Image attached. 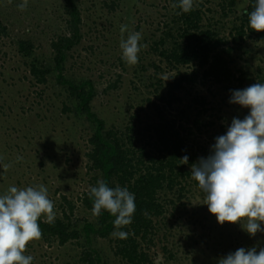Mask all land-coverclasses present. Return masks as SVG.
<instances>
[{
    "label": "rangeland",
    "instance_id": "1",
    "mask_svg": "<svg viewBox=\"0 0 264 264\" xmlns=\"http://www.w3.org/2000/svg\"><path fill=\"white\" fill-rule=\"evenodd\" d=\"M113 1L115 9L111 7ZM22 2L0 0V21L8 28L6 35L0 31V157L4 164H11L6 171L0 166V195L13 186L22 189L42 184L54 202L56 218L63 216V196H66L75 202L73 219L92 220L95 216L78 200L91 187L92 173L88 172L85 157L91 128L86 122L74 120L72 114L62 112L65 97H58L52 82L47 87L32 85L33 79L14 44L18 37L25 36L35 43L37 54L49 59L51 40L65 30L63 4L61 0H28L26 10L21 11L17 5ZM198 3L204 4L205 22L229 39L234 21L247 5L242 0L235 13L225 10L224 15L220 0ZM77 4L84 35L68 60L66 74L91 80L98 92L93 102L94 112L108 127L122 130L134 113L131 105L143 104L153 96L157 80L167 82L174 74L153 49L164 29V15L171 14V6L168 0H146L145 3L137 0L133 7H128L130 0H77ZM121 25L142 34L139 43L146 47L138 54L136 65L127 64L122 57ZM127 35L125 32V39ZM235 68L247 72L243 88L260 83V79L264 83V43H250L244 50L238 49ZM208 86L195 87L187 99L206 95L218 104L217 110L202 117L204 124L212 119L216 125L205 127L194 136L211 151L215 138L223 135L220 127L228 129L234 117L242 120L250 109L230 103L232 93L224 95L219 88L214 90L218 94L212 97ZM197 110L193 109V113ZM17 157L22 159L18 161ZM189 192L187 199L179 201L174 197L179 205L175 216L167 214L160 219L162 239L151 247L155 264H218L221 257L241 247H255L257 252L264 248V232L251 236L242 227L244 220L240 224H219L204 204L206 194L199 186H191ZM261 227L264 228V222ZM95 242L107 264H123L114 256L108 240ZM164 248L176 258L171 259ZM81 250L76 241L61 246L40 239L30 241L24 255L34 258L32 264H77Z\"/></svg>",
    "mask_w": 264,
    "mask_h": 264
},
{
    "label": "trees",
    "instance_id": "2",
    "mask_svg": "<svg viewBox=\"0 0 264 264\" xmlns=\"http://www.w3.org/2000/svg\"><path fill=\"white\" fill-rule=\"evenodd\" d=\"M61 1L65 30L51 40V57L47 59L37 54L35 43L25 36L14 42L17 53L33 79L32 85L47 87L52 82L58 97H65L62 112L89 124L91 134L85 157L88 172L92 173L91 187H98V181L106 182L110 188L126 187L135 194L136 212L132 224L120 229L129 233L127 239H119L111 235L116 230L115 217L107 210L102 209L101 215L92 220L73 219L75 202L63 196V216L55 218L52 224L46 223L43 217L38 220L41 239L61 246L76 241L82 249L77 264H107L96 245L98 239L108 240L114 256L123 264H155L151 247L162 239L160 219L167 214L175 216L179 205L174 197L179 201L187 199L191 186H198L191 166L211 154L208 146L201 145L194 136L202 133L203 128L216 125V120L212 119L204 124L202 117L217 110L218 104L206 95L191 99H187V95H192L195 87L208 84L212 97L218 94L214 91L218 88L224 95L244 89L247 72L235 68V52L244 50L250 43H264V32L249 26V14L256 0H243L247 5L234 21L230 39L205 22L204 4H199L200 0H194V9L189 13L173 6L179 5L180 0H168L171 14L164 15V29L153 49L174 74L167 82L157 80L156 85L153 84V96L143 104L131 105L134 113L122 130L108 127L94 112L93 102L98 94L94 83L66 74L68 60L84 34L77 0ZM241 1L220 0L224 15L225 10L235 13ZM130 2L128 7L137 5V0ZM111 7L115 9L116 2L113 1ZM0 31L8 34V28L1 21ZM259 82L262 83V79ZM225 99L223 96L222 102ZM193 109H198L195 114ZM220 128L223 135L226 134V127ZM185 155L188 163L181 164L180 159ZM90 189L78 200L93 215L94 198L89 194ZM164 251L169 252L166 248ZM169 257L175 259L176 255L169 252Z\"/></svg>",
    "mask_w": 264,
    "mask_h": 264
},
{
    "label": "clouds",
    "instance_id": "3",
    "mask_svg": "<svg viewBox=\"0 0 264 264\" xmlns=\"http://www.w3.org/2000/svg\"><path fill=\"white\" fill-rule=\"evenodd\" d=\"M28 0L17 7L23 11ZM184 13L194 9V0H180ZM249 26L257 32H264V0H256L255 8L249 14ZM122 57L129 65L139 62L138 54L146 45L140 44L142 34L130 31L128 25H121ZM128 32L127 38L124 33ZM249 108L244 119L233 118L226 134L215 138L211 154L199 158L191 166V174L205 193V203L217 222L236 224L244 220L243 229L255 236L264 232V83H255L242 90H232L229 101ZM22 157H17L21 160ZM181 164L188 163L183 156ZM0 166L6 171L11 164ZM94 198L93 215L99 217L101 210H107L115 217L111 235L127 239L129 233L120 229L133 222L136 212L135 194L126 187L110 188L106 182L98 181V187H91ZM44 216L45 222L55 221L54 202L48 198L44 185L18 189L10 187L0 195V264H32L33 257L24 255L30 241L40 240L42 230L38 220ZM218 264H264V248L257 252L255 247L237 249L218 260Z\"/></svg>",
    "mask_w": 264,
    "mask_h": 264
}]
</instances>
